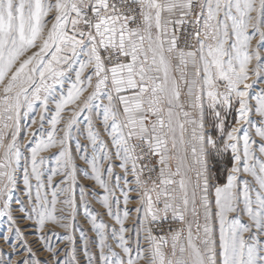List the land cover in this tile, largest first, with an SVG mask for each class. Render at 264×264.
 I'll list each match as a JSON object with an SVG mask.
<instances>
[{"label":"snow or ice","instance_id":"1","mask_svg":"<svg viewBox=\"0 0 264 264\" xmlns=\"http://www.w3.org/2000/svg\"><path fill=\"white\" fill-rule=\"evenodd\" d=\"M0 264H264V0H0Z\"/></svg>","mask_w":264,"mask_h":264},{"label":"rangeland","instance_id":"2","mask_svg":"<svg viewBox=\"0 0 264 264\" xmlns=\"http://www.w3.org/2000/svg\"><path fill=\"white\" fill-rule=\"evenodd\" d=\"M6 227V224L3 221H0V229Z\"/></svg>","mask_w":264,"mask_h":264}]
</instances>
